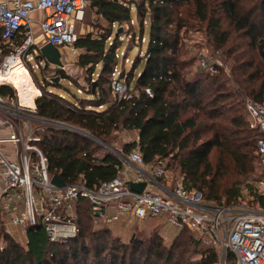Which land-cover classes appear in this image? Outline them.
<instances>
[{
  "label": "trees",
  "instance_id": "16d2710c",
  "mask_svg": "<svg viewBox=\"0 0 264 264\" xmlns=\"http://www.w3.org/2000/svg\"><path fill=\"white\" fill-rule=\"evenodd\" d=\"M182 6H187L188 16L193 12L199 22L206 23L217 51L226 48L233 62L230 73L239 85L238 91L226 87L222 68H216L215 73L203 72L193 79L186 77L185 69L190 62L181 58L180 30L188 22L181 14ZM90 7L110 27L77 38L76 47L81 51L79 65L90 76H96L90 77L88 88L84 91L80 88L81 97L74 95V99H69L40 81L42 93L34 100L38 91L29 70L36 71L21 62L14 66L8 79L18 86L24 104L36 105L40 118L81 129L116 147L115 154L101 155L96 153L100 142L62 126L44 125L46 132L41 134L38 145L47 157L49 172L59 175L66 184L79 182L96 189L115 178L123 168L124 158L139 150L147 164L163 161L168 172L176 166L186 188L201 192L208 202H221L222 196H226L228 205L245 200L239 183L226 190L218 179L220 171L230 162L245 177L254 170V158L260 164L257 141L261 132L250 126L242 98L251 97L264 104V0L137 3L141 42L145 40L148 23L150 37L144 69L133 89L130 85L134 73L126 74L125 69L120 73L131 95L120 99L112 89L113 73L121 57L117 32L122 28L121 33L136 38L132 5L126 0H90ZM140 59L139 56L134 65ZM47 66L48 63L39 64L38 69ZM147 89L151 90V96ZM0 93L6 96L13 91L3 86ZM123 130L133 133L134 138L123 141L117 148L111 140L117 139ZM213 154L219 165L217 170ZM249 188L250 202L264 209V196L258 193L256 185ZM89 207L86 199H79L72 211L66 213L78 225L77 236L57 244L48 239L41 255L35 238L23 242L1 228L0 264H219L221 261L219 248L204 245L197 233L187 227L178 230L170 247L158 234L149 241L136 233L123 240L105 223L94 226ZM1 214L7 216L0 208V217ZM3 224L10 227L8 216ZM41 231L42 227L27 229V233L34 235ZM191 246L202 249L199 259L186 256Z\"/></svg>",
  "mask_w": 264,
  "mask_h": 264
},
{
  "label": "built area",
  "instance_id": "2783aa9c",
  "mask_svg": "<svg viewBox=\"0 0 264 264\" xmlns=\"http://www.w3.org/2000/svg\"><path fill=\"white\" fill-rule=\"evenodd\" d=\"M89 6L90 0H0V75H7L13 60L27 66L25 54L34 47L39 51L45 44L67 48L79 56L76 22H83ZM221 64L218 59L209 63L200 58L203 69L216 70ZM3 86L17 90L16 101L0 93V208L11 225L25 232L29 227H43L51 243L67 242L77 236L79 228L66 213L72 211L79 199H86L94 226L119 220L125 214L138 221L165 218L177 229L187 227L196 232L204 245L218 247L221 264H264L262 207L253 203L208 202L201 192L187 189L182 176L166 186L161 183V179L168 177L165 163L147 164L139 150H133L124 160L137 170L132 181L147 182L141 193L131 189V181L121 171L96 189L79 182L54 185L47 157L38 145L41 137L31 123L28 125L33 117L26 112L33 111L35 106H25L18 89L6 78L0 80V87ZM112 89L119 99L131 96L118 67L113 73ZM146 91L152 95L150 89ZM245 106L250 126L261 132L257 152L264 167V104L247 99ZM38 119L41 127L61 126L56 121ZM6 127L8 132L2 135ZM152 185L160 191L151 189ZM256 189L264 196V178L256 183ZM110 209L115 214L109 215ZM7 230L13 234L11 229Z\"/></svg>",
  "mask_w": 264,
  "mask_h": 264
},
{
  "label": "rangeland",
  "instance_id": "374dc122",
  "mask_svg": "<svg viewBox=\"0 0 264 264\" xmlns=\"http://www.w3.org/2000/svg\"><path fill=\"white\" fill-rule=\"evenodd\" d=\"M132 5V18L135 22V30H136V38L134 39L132 35H127L126 32L120 33L118 36L121 43L118 44L119 53H121V57L119 58L118 62V69L119 74L125 69L126 74L130 73L131 71L134 73V78L131 82L130 88L133 89L135 86L136 78L138 75H140L144 69L145 65V54L147 50V45L150 37V26L149 23L145 26V40L141 42V27L139 22L141 21L140 16L137 14L136 10V4L140 3L142 0H126ZM181 14H183L185 20L188 22L187 26L183 27L180 30V39H181V46H180V52H181V58L183 60L189 61V65L186 66L185 72L186 77L189 79H193L197 77L198 75H201L203 72L210 71V73H215V70H209V69H203L200 66V58L204 57L206 60L209 61V63H214L217 59L222 64L219 65V69L222 68V71L224 72L223 76V82L226 83V87L232 92L238 91L239 85H237L234 82V77L231 76L230 69L233 65L232 59L228 58V54L226 52V48L222 51H217V49L214 46V43L212 41V38L208 36L207 33V25L206 23L199 22L193 15V12L190 16H188L185 12L187 9V6L180 7ZM102 27L108 28L110 27L105 21H103L94 10L89 8L87 9V12L85 14L83 22L79 23L76 22V29L77 33L85 34L88 31L93 30V32H97ZM174 28V27H173ZM118 29V26H116V29ZM176 29V27H175ZM174 29V30H175ZM114 35H116V31L114 32ZM117 37V36H115ZM36 47L32 48L28 51V53L25 54V64L26 67L29 69L30 66H34V71H30V75L32 77V81L34 83L35 88L37 89V93L34 96V100L41 95L42 88L40 86V81H43V83L46 86H50L56 93H59L61 95L67 96L69 99H74V95L77 97H81L79 93L80 88L84 91L86 88L89 87V79L90 77L95 78L96 76H90V73L86 70V68H82L79 65V56L73 55L71 51L67 48L63 49L62 55H63V65L62 66H54L52 64L48 63V66L44 69H38V67H35L39 64L40 60L37 58L38 51L35 49ZM141 57V59L137 62L136 65H134V61ZM125 57H127V61L125 60ZM41 66H45L46 61L40 62ZM36 68V69H35ZM99 68V67H97ZM38 76V77H37ZM49 82V83H48ZM60 83V84H59ZM207 84V82H205ZM15 88L18 89V86L13 84ZM55 86V87H54ZM12 89V88H11ZM13 93L9 94L11 97L16 101L17 99V90L12 89ZM19 91V89H18ZM251 99V97H243L242 102L244 100ZM243 104L241 103V106ZM35 109L31 112H26L29 114V116H32L33 120L28 121V125L33 126L32 128H35V132L37 136L41 137V134L46 132L45 127H41L40 120L38 119V115L36 112V105L34 104ZM27 125V126H28ZM24 127V126H22ZM5 131H7V127L5 128ZM133 133L121 131L118 134L117 139L111 140L113 142V145L117 146L119 148L123 141H130L132 140ZM101 145H96V153L98 154H104L105 152H112L116 153V147L111 146L109 144L100 143ZM106 145V146H105ZM109 148H108V147ZM112 148L114 150H112ZM213 164L215 166V170L219 168V165L217 163V159L213 154L212 157ZM170 166L173 164V162L169 161ZM254 170L248 175V177H245L244 175H240L239 169L234 165L233 162H230L227 164L226 167H224L220 171V177H219V183L222 185L223 189H229L231 188L235 183H239L244 194H245V200L240 202L239 204H248L251 205L252 203L250 200H252L248 192L250 190L249 186H254L256 183L264 178V168L260 166L257 159L254 158ZM170 172H168L169 180L173 182L175 179L180 177L179 171L177 170L176 166L170 167ZM221 202L227 203L226 196H222ZM2 218V219H1ZM7 216L1 214L0 217V229H4L8 231L7 229L13 230V234H15V237L19 240H23V242H26L30 239L36 240L40 247V252H38V255H41L42 252H44L48 245V237L46 235V232L43 228V231L40 232L39 235H34L31 232L27 233L25 231H22V234L20 233L19 227L9 224V228L4 226L3 222H6ZM130 224L125 225L121 222H117L114 226L117 228V233L121 236L123 240H127L129 237V227ZM114 226H112V229L114 230ZM136 226V234L140 236L141 238L149 241L152 236L154 235H161L164 237V242L167 244V247H170L174 235L178 232V229L171 224L165 223L161 220H140L137 221L135 224ZM202 249L200 247L194 248L191 246V249L189 252L186 253V256L191 258V260L199 259L200 258V252ZM221 264V262L219 263Z\"/></svg>",
  "mask_w": 264,
  "mask_h": 264
},
{
  "label": "water",
  "instance_id": "95a60500",
  "mask_svg": "<svg viewBox=\"0 0 264 264\" xmlns=\"http://www.w3.org/2000/svg\"><path fill=\"white\" fill-rule=\"evenodd\" d=\"M121 31H122V28H119V30L117 32V35H119L121 33ZM37 58L41 62L42 61H46L47 63L52 64L54 66H59L60 67V66L63 65L61 50L58 47H56L54 45H51V44H45V45L41 46L39 48ZM56 123H58L59 125L65 127V128H68V129L73 130L75 132L81 133V134H83L85 136H88V137H90V138L102 143L101 141H99L98 139H96L95 137H93L92 135H90L89 133H87V132H85V131H83L81 129H77V128H74V127H72L70 125H66V124L60 123V122H56ZM112 150H114V149L112 148ZM52 183L54 185L60 186V187H62V186H64L66 184L65 181L59 175H53ZM130 186H131L132 190L141 193L147 187V182L146 181H142V182L131 181ZM30 228H32V227H29V229Z\"/></svg>",
  "mask_w": 264,
  "mask_h": 264
},
{
  "label": "crops",
  "instance_id": "0c3cea01",
  "mask_svg": "<svg viewBox=\"0 0 264 264\" xmlns=\"http://www.w3.org/2000/svg\"><path fill=\"white\" fill-rule=\"evenodd\" d=\"M37 15H35V17H36ZM35 28L36 29H38V26L37 25H35ZM88 32H93V30H91V31H88ZM63 49H65V48H62V49H60L61 50V52H63L62 50ZM62 57H63V55H62ZM62 60H63V58H62ZM65 95V94H64ZM7 132H8V129H7V131H5V128H4V130H3V132H2V135H6L7 134ZM133 137H134V134H133ZM7 150L8 151H10L11 150V147L10 146H7ZM135 166H134V164H132L130 161L128 162V161H126L125 163H124V165H123V168H122V170H121V173H122V175L126 178V179H128L129 181H132L133 179H135L136 178V176H137V170H136V168H134ZM169 180V178H165V179H162L161 180V183L162 184H164V185H166V186H171V181H168ZM150 188L151 189H153V190H158V191H160V189H158L156 186H150ZM113 214H115V210L114 209H110L109 210V215H113ZM161 220V221H163V222H165V223H168L167 221H166V219L165 218H146V219H144V220ZM137 221L138 220H136L132 215H128V214H125V215H122L121 216V218L119 219V220H116V221H112L111 223H105L106 225H109V227L111 228V230L113 231V233L117 236V237H119V238H121V236L117 233V231H116V227L114 226L117 222H121V223H123V224H125V225H128V224H130L129 225V227H130V229H129V238L127 239V240H129L130 239V236L133 234V233H135L137 230V228H136V226H135V224L137 223ZM104 224V223H103ZM169 224V223H168ZM112 226H114V230L112 229ZM179 230V229H178ZM13 231V230H12ZM20 233H22V231H24V230H22V229H20L19 228V230H18ZM22 234H24V233H22ZM24 235H26V234H24ZM122 239V238H121Z\"/></svg>",
  "mask_w": 264,
  "mask_h": 264
},
{
  "label": "bare ground",
  "instance_id": "6f19581e",
  "mask_svg": "<svg viewBox=\"0 0 264 264\" xmlns=\"http://www.w3.org/2000/svg\"><path fill=\"white\" fill-rule=\"evenodd\" d=\"M19 61L18 60H13L9 66V70L7 72V75L6 76H2L0 75V80H2L3 78H6L7 80L11 77V74H12V70L14 68V66L18 63ZM26 67V66H25ZM11 83V82H10ZM13 85V83H11ZM20 100H21V97H20ZM22 101V100H21ZM23 103V102H22ZM24 104V103H23ZM25 106H28L25 104ZM34 107V106H33Z\"/></svg>",
  "mask_w": 264,
  "mask_h": 264
}]
</instances>
